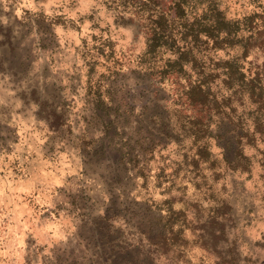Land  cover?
<instances>
[{"label": "rangeland", "instance_id": "obj_1", "mask_svg": "<svg viewBox=\"0 0 264 264\" xmlns=\"http://www.w3.org/2000/svg\"><path fill=\"white\" fill-rule=\"evenodd\" d=\"M119 1L0 0V264H264V143L244 145L250 171L226 162L228 117L253 106L223 102L222 75L201 103L156 72L173 56L144 55L148 17H175L174 0ZM211 8L264 16V0H188L184 17ZM235 52L211 50L205 72ZM263 61L254 49L246 73ZM168 208L186 218L183 259L151 239Z\"/></svg>", "mask_w": 264, "mask_h": 264}, {"label": "trees", "instance_id": "obj_2", "mask_svg": "<svg viewBox=\"0 0 264 264\" xmlns=\"http://www.w3.org/2000/svg\"><path fill=\"white\" fill-rule=\"evenodd\" d=\"M132 1L119 2L125 5ZM174 2L178 13L175 17L160 11L155 17H148L151 23L150 35L144 55L157 53L163 47L170 50L173 57H168L160 71L156 72L184 78L188 87L185 93L190 99L205 103L211 93V83L220 75L221 84L230 91L228 96L221 98L223 102H231L235 96L245 97L254 108L252 112H247V116L250 117L253 113L254 115L249 123L248 118L243 117L241 113L228 117V124L233 125V131L237 132L232 159L226 162L233 170L250 171L249 156L244 153V145H252L257 140L264 143V61L255 66L252 74L246 73L244 62L254 49H264V16L253 13L242 18L226 19L219 11L211 8L187 22L184 16L188 0ZM176 17L185 18L183 29L179 31V40L182 41L180 45L177 44L171 28ZM256 18H259L260 22L256 21ZM223 48H235L236 52L229 58L218 59L214 63L213 69L220 70V73L205 72L203 59L211 50ZM199 149L202 153H208L204 142L200 144ZM129 153L121 152L119 162L123 163ZM134 159L137 161L136 156ZM181 216V211L168 208L165 213L156 216L155 229L150 230L156 249L171 258H184L188 239L183 235L187 223L186 218Z\"/></svg>", "mask_w": 264, "mask_h": 264}]
</instances>
